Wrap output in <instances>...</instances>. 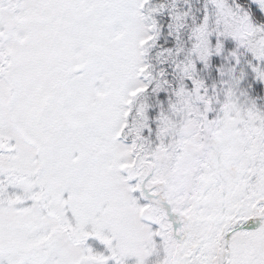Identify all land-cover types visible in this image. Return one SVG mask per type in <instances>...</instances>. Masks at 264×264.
<instances>
[{"label":"snow or ice","instance_id":"obj_1","mask_svg":"<svg viewBox=\"0 0 264 264\" xmlns=\"http://www.w3.org/2000/svg\"><path fill=\"white\" fill-rule=\"evenodd\" d=\"M0 264H264V0H0Z\"/></svg>","mask_w":264,"mask_h":264}]
</instances>
